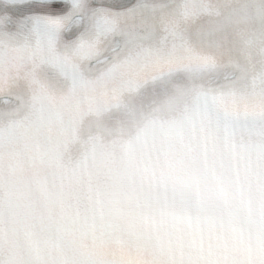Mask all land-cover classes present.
I'll return each instance as SVG.
<instances>
[{"label":"snow or ice","instance_id":"1","mask_svg":"<svg viewBox=\"0 0 264 264\" xmlns=\"http://www.w3.org/2000/svg\"><path fill=\"white\" fill-rule=\"evenodd\" d=\"M5 7L16 12L0 17V26H28L29 38L35 40L34 53L41 55L50 45L61 40L65 32H71L74 26L87 31V24L93 20H103L110 25L117 24L116 17L130 10L118 11L93 0H11ZM16 13H19L17 15ZM85 32L81 33L82 42Z\"/></svg>","mask_w":264,"mask_h":264}]
</instances>
